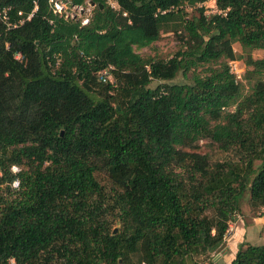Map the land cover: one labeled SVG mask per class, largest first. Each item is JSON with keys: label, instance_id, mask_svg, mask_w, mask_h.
<instances>
[{"label": "trees", "instance_id": "16d2710c", "mask_svg": "<svg viewBox=\"0 0 264 264\" xmlns=\"http://www.w3.org/2000/svg\"><path fill=\"white\" fill-rule=\"evenodd\" d=\"M68 1L87 25L0 0V264H215L245 198L264 218V0ZM163 33L171 58L136 52Z\"/></svg>", "mask_w": 264, "mask_h": 264}, {"label": "rangeland", "instance_id": "374dc122", "mask_svg": "<svg viewBox=\"0 0 264 264\" xmlns=\"http://www.w3.org/2000/svg\"><path fill=\"white\" fill-rule=\"evenodd\" d=\"M69 2V1H68ZM206 8V14L210 15L215 13L216 7L214 0H208L204 4ZM180 42L176 35L172 33H163L156 43L151 45L148 48L142 50H136L138 54L143 57H154L159 59H169L175 52L180 48ZM233 49L237 56L238 67L242 70H245L244 66V56L241 46L236 43L233 45ZM252 57L254 59H259L262 57L261 51L252 52ZM216 67V65H214ZM200 68L199 70H201ZM175 82H183L181 75L177 77ZM242 93L248 94L249 86L242 77ZM153 84L152 86H154ZM209 141L202 140L199 143L197 152L202 154H215L216 151ZM16 172L19 171L18 168H15ZM259 212L253 210L249 203L248 197L241 204L239 215L230 222L229 230L225 237V243L223 247L218 250L212 259V263L215 264H229L235 257L237 252L238 244L244 242L248 245H263L264 244V218H258Z\"/></svg>", "mask_w": 264, "mask_h": 264}, {"label": "built area", "instance_id": "2783aa9c", "mask_svg": "<svg viewBox=\"0 0 264 264\" xmlns=\"http://www.w3.org/2000/svg\"><path fill=\"white\" fill-rule=\"evenodd\" d=\"M50 5L53 14L63 17L65 19H73L78 20L82 26H85L89 23V19L91 17L92 8L89 3H86L84 6H70V2H64V0H47ZM105 3L108 7H110L114 11L119 10V4L117 0H105ZM20 15V13H18ZM125 15V14H124ZM32 16V13L27 17L29 20ZM0 20L5 24L7 28L15 27V24L12 23L10 16V8H0ZM22 23V21H20ZM16 58L18 60L21 59L20 55H17ZM230 72L235 75L237 80L242 79V75L244 70L238 67L237 62H231L229 64ZM101 76L105 80H111V77L107 74V72H101ZM13 171L16 172L15 168ZM14 188L17 187V182H14L12 185ZM8 264H16L14 259H10Z\"/></svg>", "mask_w": 264, "mask_h": 264}, {"label": "water", "instance_id": "95a60500", "mask_svg": "<svg viewBox=\"0 0 264 264\" xmlns=\"http://www.w3.org/2000/svg\"><path fill=\"white\" fill-rule=\"evenodd\" d=\"M68 0H64V2H67ZM89 5L91 6V7H94V3L93 2H89ZM70 6H72V4L70 5ZM101 7H102V5H100Z\"/></svg>", "mask_w": 264, "mask_h": 264}]
</instances>
